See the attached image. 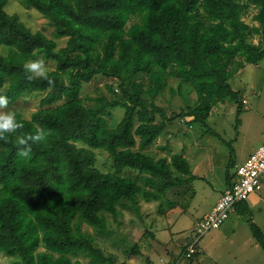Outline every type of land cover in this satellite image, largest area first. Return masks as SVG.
Segmentation results:
<instances>
[{"label":"trees","instance_id":"1","mask_svg":"<svg viewBox=\"0 0 264 264\" xmlns=\"http://www.w3.org/2000/svg\"><path fill=\"white\" fill-rule=\"evenodd\" d=\"M7 1L0 0V44L12 51L0 53V95L11 105L21 96L42 94L29 118L15 112L25 134L39 126L51 129L52 136L32 145L26 160L16 155L15 134L0 141V251L18 255L20 264H83L78 256L89 264H116L113 252H105L80 223L110 236L107 221H116L121 209L131 207L141 216L140 197H163L174 207L181 195L194 194L198 176L186 156L157 157L144 148L176 119L191 117L190 124L205 125L218 102L232 100L237 113L243 112L244 100L230 79L264 57V46L249 38L264 30V0H24L58 36L67 37L60 47L18 14L6 12ZM251 5L258 8L253 18L261 28L243 18ZM133 17L138 20L131 22ZM38 53L57 62L49 70L55 87L25 79L22 66ZM96 75L117 86L106 84L113 96L103 94L86 104L80 91ZM171 77L192 86L195 105L167 113L155 103ZM116 107L124 108L123 115L110 123ZM101 152L110 155L108 170L100 168ZM231 166L228 187L234 179ZM170 189L177 190L178 199L168 198ZM248 222L264 249V231L251 216ZM197 251L189 255L186 246L171 264H178L182 253L193 261Z\"/></svg>","mask_w":264,"mask_h":264},{"label":"rangeland","instance_id":"2","mask_svg":"<svg viewBox=\"0 0 264 264\" xmlns=\"http://www.w3.org/2000/svg\"><path fill=\"white\" fill-rule=\"evenodd\" d=\"M4 10L9 14H18L21 21L32 30H41L49 38L57 42L58 47L64 46L67 37L58 36L50 21L24 0H8ZM258 8L250 6L243 14L244 20L252 27L261 28L259 21L253 18ZM138 20L133 17L131 22ZM130 23V22H129ZM254 43L264 46V30L249 36ZM12 48L0 44V53L8 54ZM43 58L49 70L56 68L53 59L41 57L40 53L28 60ZM145 82V81H144ZM108 83L117 86L115 80L104 75H96L90 82L83 84L80 96L86 104L93 103L94 97L107 95ZM230 83L239 90L244 100V109L237 113V103L232 100L218 102L213 106L209 117L202 123H189L191 117L171 121L167 133L159 137L150 147L144 148L155 156L172 153L185 154L192 171L198 177L193 181L194 194L181 195L178 206H170L166 199L140 197L138 216L134 209L127 207L117 213L116 221H107L113 231L110 236L96 232L94 226L81 222V230L94 236L95 242L105 252H113L116 264H170L168 260L186 248L188 240L192 241L191 233L194 221L205 213V205L210 197L205 198V184L219 189L220 181L225 177L228 161L242 162L246 156L260 144L264 143V57L257 64H246L230 79ZM118 91V90H116ZM42 94L32 93L21 96L15 103L9 105V110L18 111L29 118L31 112L40 107ZM197 94L189 83H182L179 78L171 77L168 85L160 91L155 103L163 106L167 113L178 112L187 106L196 104ZM124 108L112 109V116L107 118L113 123L119 120ZM237 118L239 121H237ZM239 122V123H237ZM118 123V121H117ZM116 123V124H117ZM115 124V125H116ZM114 125V126H115ZM168 145V149L162 146ZM96 152L100 149H95ZM99 163L102 170L110 169L109 153L101 152ZM205 166H209L205 179ZM231 168L229 169V171ZM210 191L211 187L209 186ZM176 189H170L168 198L178 199ZM215 191H212L214 194ZM249 196L262 210L254 208V217L259 227L264 228V178L261 186ZM160 209V210H159ZM236 228L229 227L235 214L223 222L222 226L211 229L198 243V254L193 261L183 258L179 264H264V249L252 236L248 222L250 210L247 213L236 214ZM252 218V217H251ZM108 236V237H107ZM123 239V240H121ZM138 244L139 251L132 249ZM204 250V251H201ZM137 252V253H135ZM16 254H6L0 251V264H20ZM80 257L83 264H89L88 258Z\"/></svg>","mask_w":264,"mask_h":264},{"label":"built area","instance_id":"3","mask_svg":"<svg viewBox=\"0 0 264 264\" xmlns=\"http://www.w3.org/2000/svg\"><path fill=\"white\" fill-rule=\"evenodd\" d=\"M263 178L264 143L256 147L244 162L237 166L231 186L220 194L212 210L197 222L188 254L195 250L194 245L206 232L223 223L238 201L247 199L261 186Z\"/></svg>","mask_w":264,"mask_h":264},{"label":"clouds","instance_id":"4","mask_svg":"<svg viewBox=\"0 0 264 264\" xmlns=\"http://www.w3.org/2000/svg\"><path fill=\"white\" fill-rule=\"evenodd\" d=\"M22 68H23V72L25 75V79H27L28 81L42 79V80H45L50 87H55L56 82L54 79L50 78L49 69H48V67L45 63V60L43 58L27 60L24 62ZM23 129H24V124L21 120H18L17 113L15 111L9 110V98L6 95H0V141L8 142V137L10 135L15 134L16 135L15 143L17 146L16 147V155L20 160H26L30 157V155L32 153V145H34V144H45L49 141V137L52 136V130L51 129H46V128L39 127V126H37L34 134H25L23 132ZM237 166H236V168H237ZM236 168H235V172H236ZM235 172H234V176H235ZM229 187H227L226 189H228ZM212 208H211V210H212ZM235 209H236V207H235ZM230 213H229V215H230ZM206 215H204V216H206ZM229 215H228V217H229ZM204 216H202L200 219H202ZM200 219H198V221ZM198 221H196V223L192 229L193 232L191 234V239L194 238V231H195V227H196V224ZM219 227H217V228H219ZM214 229H216V228H214ZM201 238L194 245L195 250L198 248L197 245H198L199 241L201 240ZM191 242L189 243V240H188L187 253L189 252V246H190ZM183 258H185L184 253L180 254V257L177 260V263L179 264L180 260Z\"/></svg>","mask_w":264,"mask_h":264},{"label":"crops","instance_id":"5","mask_svg":"<svg viewBox=\"0 0 264 264\" xmlns=\"http://www.w3.org/2000/svg\"><path fill=\"white\" fill-rule=\"evenodd\" d=\"M252 152V151H251ZM250 152V153H251ZM249 153V154H250ZM248 154V155H249ZM184 156H185V154H183ZM248 155L246 156V158L248 157ZM187 158V157H186ZM245 158V159H246ZM244 159V160H245ZM243 160V161H244ZM242 161V162H243ZM242 162H234L233 163V166H231L232 168H231V170L229 171L230 172V174L232 175V174H234V172H235V168H236V166L237 165H239V164H241ZM230 163H232L231 161H228V164H230ZM228 164H227V166H228ZM192 167V166H191ZM208 168H209V166H205V179H206V175H207V173H208ZM227 170V169H226ZM198 177H201V176H198ZM221 183H220V185H219V189H215V188H213L212 187V184L210 183V182H208V185L207 184H205V198H207V197H210V200L207 202V204L205 205V213H203L201 216H199L200 218L202 217V216H204V215H206L210 210H211V208L214 206V204H215V202L217 201V199H218V197L220 196V194L228 187V185H229V183L226 181V171H225V177H224V179L223 180H221L220 181ZM209 186L211 187V190L212 191H215L214 192V194L212 193V191H210V189H209ZM251 194H256V193H251ZM250 194V195H251ZM249 195V196H250ZM249 199V197L243 202V203H241L240 205H238L237 207H236V209L234 210V211H232L231 213H230V215L233 213V214H235V217H233L232 219H231V221H230V224H229V227H231V228H236V226H237V222H236V214H240V213H244V212H246L247 210H250V214H251V217H252V220H253V222L254 223H256L258 226H260L257 222H256V218L254 217V208L255 209H259V211H261L262 210V205L260 204V202L259 203H257L258 205H256V202L254 201V199H250V200H248ZM230 215H229V217L226 219V220H228L229 218H230ZM200 218H197L195 221H194V225H195V223H196V221H198V219H200ZM225 220V221H226ZM224 221V222H225ZM223 224V223H222ZM222 226V225H221ZM194 227V226H193ZM263 231H264V228H263ZM205 236V235H204ZM204 236L201 238V240L204 238ZM201 251H204V250H201ZM197 252H199V250L197 251ZM168 262H170V264L173 262V260L172 259H170V260H168Z\"/></svg>","mask_w":264,"mask_h":264}]
</instances>
